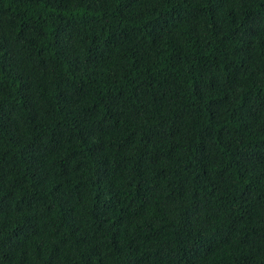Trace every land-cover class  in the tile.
I'll return each instance as SVG.
<instances>
[{
	"label": "trees",
	"instance_id": "1",
	"mask_svg": "<svg viewBox=\"0 0 264 264\" xmlns=\"http://www.w3.org/2000/svg\"><path fill=\"white\" fill-rule=\"evenodd\" d=\"M0 264H264V0H0Z\"/></svg>",
	"mask_w": 264,
	"mask_h": 264
}]
</instances>
